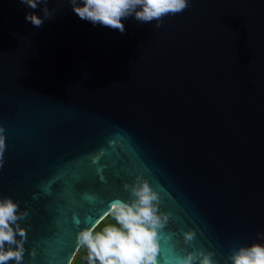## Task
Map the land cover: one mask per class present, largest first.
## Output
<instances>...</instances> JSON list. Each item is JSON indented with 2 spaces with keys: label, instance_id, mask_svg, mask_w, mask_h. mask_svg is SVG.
Segmentation results:
<instances>
[{
  "label": "water",
  "instance_id": "1",
  "mask_svg": "<svg viewBox=\"0 0 264 264\" xmlns=\"http://www.w3.org/2000/svg\"><path fill=\"white\" fill-rule=\"evenodd\" d=\"M48 7L35 28L40 8L0 0V197L29 212L22 264H71L138 175L170 214L158 264L264 242V0H190L123 33Z\"/></svg>",
  "mask_w": 264,
  "mask_h": 264
},
{
  "label": "clouds",
  "instance_id": "2",
  "mask_svg": "<svg viewBox=\"0 0 264 264\" xmlns=\"http://www.w3.org/2000/svg\"><path fill=\"white\" fill-rule=\"evenodd\" d=\"M73 11L82 20L93 25L100 24L123 33L124 19L135 17L142 23L156 21L159 28L163 18L184 12L190 0H68ZM30 9L25 20L33 27L43 26L56 9H49V0H19ZM6 136L0 127V168L5 163ZM130 190L132 199H115L110 205V214L115 224L97 231L95 226L83 227L77 235L79 245L87 249L88 264H158L160 251L158 232L169 221V213L160 211L161 196L150 182L137 176L133 184H124ZM29 215L27 209L20 211L19 203L11 196L0 197V264H22L26 251L27 228L20 221ZM79 225L80 221H75ZM264 239V233L259 234ZM19 236V239H18ZM185 244L196 238V232L183 233ZM36 255L35 249L31 252ZM212 250L200 248L188 251L185 256L177 257L179 264H222L215 259ZM223 264H264V242L233 246Z\"/></svg>",
  "mask_w": 264,
  "mask_h": 264
},
{
  "label": "trees",
  "instance_id": "3",
  "mask_svg": "<svg viewBox=\"0 0 264 264\" xmlns=\"http://www.w3.org/2000/svg\"><path fill=\"white\" fill-rule=\"evenodd\" d=\"M110 224H115L114 217L109 214L104 220H102L97 226L96 230L100 231L103 227L108 226ZM71 264H88L87 262V249L84 247H80L77 254L75 255Z\"/></svg>",
  "mask_w": 264,
  "mask_h": 264
}]
</instances>
